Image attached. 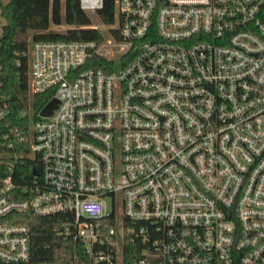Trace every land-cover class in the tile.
<instances>
[{"label":"built area","instance_id":"obj_1","mask_svg":"<svg viewBox=\"0 0 264 264\" xmlns=\"http://www.w3.org/2000/svg\"><path fill=\"white\" fill-rule=\"evenodd\" d=\"M115 8L117 36L30 39L28 91L57 102L18 112L40 169L0 177V264L31 258L22 213L94 264H264V0Z\"/></svg>","mask_w":264,"mask_h":264},{"label":"trees","instance_id":"obj_2","mask_svg":"<svg viewBox=\"0 0 264 264\" xmlns=\"http://www.w3.org/2000/svg\"><path fill=\"white\" fill-rule=\"evenodd\" d=\"M99 22L117 36L115 0H103L94 10ZM0 16L5 23L0 29V89L9 98L10 115L0 122V177L11 164L14 180L23 183L31 169H40L37 156L29 157L30 117H19L21 109L33 111V117L51 100L52 92L30 94L28 91V38L32 40H95L104 37L92 24L79 0H0ZM66 25L65 31L49 30ZM18 221L28 225L31 258L23 264H94L84 251L57 231L56 217H36L25 213Z\"/></svg>","mask_w":264,"mask_h":264},{"label":"rangeland","instance_id":"obj_3","mask_svg":"<svg viewBox=\"0 0 264 264\" xmlns=\"http://www.w3.org/2000/svg\"><path fill=\"white\" fill-rule=\"evenodd\" d=\"M86 12L90 15L92 24L94 26L100 28L102 30V32L105 34L106 33V28L99 22V19L94 14V10H87ZM0 22H1V24L5 23L3 18L2 19L0 18ZM66 27H67L66 25L61 24V25H58V26H52V27L49 28V30H52V31H65ZM30 39H31V36L28 38V43H30Z\"/></svg>","mask_w":264,"mask_h":264},{"label":"water","instance_id":"obj_4","mask_svg":"<svg viewBox=\"0 0 264 264\" xmlns=\"http://www.w3.org/2000/svg\"><path fill=\"white\" fill-rule=\"evenodd\" d=\"M56 99H52L41 111H40V115L42 116H47L50 115L52 110L55 108L56 106ZM35 174L37 173L35 170L33 171Z\"/></svg>","mask_w":264,"mask_h":264}]
</instances>
